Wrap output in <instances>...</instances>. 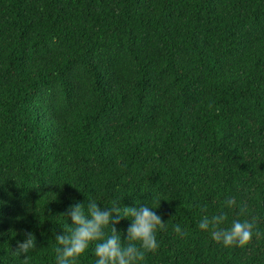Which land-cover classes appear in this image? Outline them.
<instances>
[{
    "label": "trees",
    "instance_id": "obj_1",
    "mask_svg": "<svg viewBox=\"0 0 264 264\" xmlns=\"http://www.w3.org/2000/svg\"><path fill=\"white\" fill-rule=\"evenodd\" d=\"M89 200L162 218L139 264H264V0H0V264L26 232L56 264ZM221 213L249 244L198 228Z\"/></svg>",
    "mask_w": 264,
    "mask_h": 264
},
{
    "label": "clouds",
    "instance_id": "obj_2",
    "mask_svg": "<svg viewBox=\"0 0 264 264\" xmlns=\"http://www.w3.org/2000/svg\"><path fill=\"white\" fill-rule=\"evenodd\" d=\"M234 205V197L226 201L227 207L231 208ZM246 211V207L242 205L241 215ZM64 216L70 219L72 224L71 226L67 224L64 228V235L55 237L56 264H76V260L93 243H95V264H139L146 253L158 249L156 233L160 229H165L162 218L150 206L120 208L114 205L111 209H107L89 200L87 207L82 203L70 206ZM122 218L131 220L126 230V240L123 242L121 234L115 227ZM226 220L227 215L224 213L211 217L205 215L199 222L198 228L209 232L211 239L224 247H245L251 242L253 229L256 226L255 218L252 221L235 219L229 228L221 227ZM106 229H110V232H106ZM174 231L179 236L186 235V231L179 225H176ZM256 235L259 237L260 233L257 231ZM34 248L35 236L26 232L24 242L17 243L14 254L24 256L23 264H29L31 258L28 253Z\"/></svg>",
    "mask_w": 264,
    "mask_h": 264
}]
</instances>
